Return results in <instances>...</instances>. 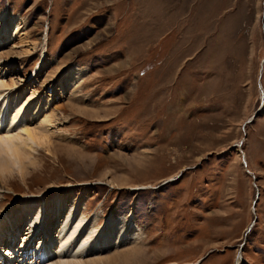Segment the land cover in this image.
<instances>
[{"label": "rangeland", "instance_id": "rangeland-1", "mask_svg": "<svg viewBox=\"0 0 264 264\" xmlns=\"http://www.w3.org/2000/svg\"><path fill=\"white\" fill-rule=\"evenodd\" d=\"M3 11L21 28L0 45L12 61L0 77L17 82L12 111L37 88L55 98L45 112L60 107L52 145L3 183L10 258L35 260L40 208L56 231L73 205L99 232L111 218L140 232L85 258L264 264V0H0ZM74 67L84 78L60 92Z\"/></svg>", "mask_w": 264, "mask_h": 264}, {"label": "bare ground", "instance_id": "bare-ground-1", "mask_svg": "<svg viewBox=\"0 0 264 264\" xmlns=\"http://www.w3.org/2000/svg\"><path fill=\"white\" fill-rule=\"evenodd\" d=\"M0 20H2V22H0V45H2L7 40L18 37L21 33V28L19 26V18L8 16L7 12L5 11L0 13ZM47 38L48 37L46 33L43 44L44 51L46 50ZM1 55L2 54H0V65H3V63L6 65L12 64V61L2 60ZM44 63H46V59L43 60V64ZM41 64L42 63H40L37 67L39 70L43 65ZM39 70L33 80L38 77L40 73ZM74 71H66L67 75H65L69 78V80L67 82H63V79L61 80V88H59V90L61 89L60 92H63L65 85L71 84L72 82L77 84L82 78H84V71H77L75 67ZM5 80L6 79H4L3 76L0 77V136L5 138L3 155L0 157V196L3 191L4 180L9 176V174H12L14 171L18 170L22 172V175H25V172L27 171H24V169L27 168L28 164L31 165L34 163V152L37 150L36 147L41 145H50L51 142H53L51 141L52 137L50 129L51 126L54 125L56 117L55 112L60 108L57 107L56 110H53V108L49 112H45L48 111V108L55 98H52L53 96H49V98H47L46 93L43 90L44 88H37L27 100H21L20 104L16 103L17 106L15 105L16 107H14L15 109L12 111V105L15 104L17 99V94L14 92V89L17 87V82L14 79H12L11 82ZM59 95L61 94H58V96ZM37 97H41V100H38ZM23 110H26L24 111L26 115L22 113ZM42 111L43 119L40 121V126L32 127L27 125L28 121H31L33 118H35V116H38V114ZM50 205L55 206V203ZM32 210L33 209H30L29 211ZM76 211L77 210H74L72 205L68 210V215L61 227V230L55 229L56 231H54L53 228L55 222L53 223L51 218H47L48 212L45 208H40L35 224H37L38 231H42V242H40V246L33 249L35 260L33 255H30L29 253H20L19 255L10 258L14 254L10 255L9 253H6L7 250L5 249V240L3 239L0 242V247L3 251V253L2 251L0 253V260H4L5 264H8L9 260H12L16 257L20 258L19 261L22 264H106V260L104 261L102 255L93 256L90 258L85 257L89 254L99 253V251L107 249L110 246L117 247V245L122 244V242H136L135 239H137V237L140 235V232H136L137 228L134 226L133 220L127 224L124 220L111 218L107 222V225L99 232L96 218L87 220V222H85L84 216L81 215L75 219L74 217ZM2 213L3 211L0 212V214ZM12 214H14V212ZM15 216L16 213L13 215V217L7 214V218L8 220L11 219L10 221L12 224L9 226L7 225L8 222H6V227L9 230L13 228L16 231L15 235L17 236V232L20 230L19 226L22 224L21 221L19 222L21 215L20 217ZM25 219H28V222L30 223L31 216L26 214ZM88 223H93V225L90 231L85 232ZM30 225L32 224L30 223ZM15 227H18V229H15ZM34 231L35 229H32V234L27 239V243L25 241L22 243L25 244V247L31 242V246L27 248V251L33 247L32 241L34 238ZM56 242L59 243L57 245L58 250L57 248L53 250V246L56 244ZM11 243L12 242H8L9 245H11ZM21 248L22 247H19L16 250V253L22 252L23 250H21ZM29 255L31 258H33H30L32 262L26 258H29ZM3 256L5 257L3 258ZM25 258L27 259L26 261ZM2 261H0V264H3ZM111 263L112 262H110V264Z\"/></svg>", "mask_w": 264, "mask_h": 264}, {"label": "snow or ice", "instance_id": "snow-or-ice-1", "mask_svg": "<svg viewBox=\"0 0 264 264\" xmlns=\"http://www.w3.org/2000/svg\"><path fill=\"white\" fill-rule=\"evenodd\" d=\"M4 137L0 136V157L3 155Z\"/></svg>", "mask_w": 264, "mask_h": 264}, {"label": "water", "instance_id": "water-1", "mask_svg": "<svg viewBox=\"0 0 264 264\" xmlns=\"http://www.w3.org/2000/svg\"><path fill=\"white\" fill-rule=\"evenodd\" d=\"M244 163H245V164H247V161H246V160H244ZM258 198H259V197H257V199H256V201H255V204L257 203V201H258Z\"/></svg>", "mask_w": 264, "mask_h": 264}]
</instances>
